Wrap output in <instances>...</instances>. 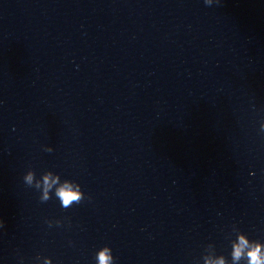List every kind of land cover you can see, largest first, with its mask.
<instances>
[{
  "label": "clouds",
  "instance_id": "9594fccd",
  "mask_svg": "<svg viewBox=\"0 0 264 264\" xmlns=\"http://www.w3.org/2000/svg\"><path fill=\"white\" fill-rule=\"evenodd\" d=\"M204 3L211 6L213 0H204ZM44 150L49 153L53 151L51 147H46ZM23 182L28 187H34L40 192L42 190L43 194L39 196L41 203L49 201L53 192L64 209L72 207L73 204H79L85 199V194L78 183L68 179L61 180L60 175L52 171H45L37 179L35 171L30 169L24 174ZM47 223L51 227L53 221H47ZM55 223L59 225L61 222L55 221ZM3 226L4 221L0 219V227ZM230 255L232 264H239L242 259L246 261V264H264V243L250 240L245 233L241 232L236 240L231 242ZM95 259L96 264H114V257L109 246L101 247L96 252ZM205 264H226V260L221 255L216 261L206 260Z\"/></svg>",
  "mask_w": 264,
  "mask_h": 264
}]
</instances>
